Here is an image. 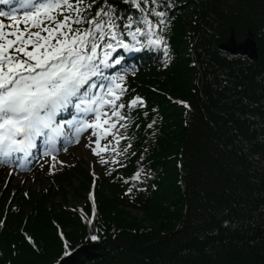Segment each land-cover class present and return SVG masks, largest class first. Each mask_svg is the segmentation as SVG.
Returning <instances> with one entry per match:
<instances>
[{"label": "trees", "instance_id": "16d2710c", "mask_svg": "<svg viewBox=\"0 0 264 264\" xmlns=\"http://www.w3.org/2000/svg\"><path fill=\"white\" fill-rule=\"evenodd\" d=\"M105 4L126 43L145 18L166 43L133 40L98 173L46 162L29 189L0 177V264H57L83 245L96 255L77 264H264V0H95L85 16ZM232 31L252 34L255 60L219 49Z\"/></svg>", "mask_w": 264, "mask_h": 264}, {"label": "snow or ice", "instance_id": "6c2138e0", "mask_svg": "<svg viewBox=\"0 0 264 264\" xmlns=\"http://www.w3.org/2000/svg\"><path fill=\"white\" fill-rule=\"evenodd\" d=\"M140 2L132 0L137 8ZM0 3L10 4L12 0ZM94 3L95 0L89 4L85 0H23V7L33 9L25 12L23 28L16 23L0 22V163H5L14 152L27 155L34 146V138L45 132L54 149L57 137L64 133V126L57 124L55 117L69 106H74L78 113L94 115L91 122H69L68 127H74V136L66 137L69 144L79 143L80 135L88 129L94 130V136L96 129L115 136L110 129L116 127V121L125 119L120 112L125 105L116 103L126 91L122 86L124 76L108 78L104 72L121 64L122 58L114 55L118 48L140 49L131 48L120 38L111 6L105 4L91 18L86 17ZM149 15L161 18L156 28L163 31L160 26L165 23L164 13L153 10ZM0 17L17 20L13 13L0 12ZM141 23L147 25V33L140 27L132 31L131 20L124 25L132 40L140 43L137 37L147 35L149 46L159 48L166 43L153 30L150 20L145 18ZM6 28L9 30L5 31ZM163 51L167 56L166 47ZM94 78L109 82L97 85ZM97 88L102 91H94ZM138 103L142 105L143 101L134 99L128 107ZM99 139L97 147L92 148L96 156L107 150V146H99ZM101 163L107 161L101 159ZM91 239L95 241L97 237Z\"/></svg>", "mask_w": 264, "mask_h": 264}, {"label": "rangeland", "instance_id": "374dc122", "mask_svg": "<svg viewBox=\"0 0 264 264\" xmlns=\"http://www.w3.org/2000/svg\"><path fill=\"white\" fill-rule=\"evenodd\" d=\"M125 1V0H124ZM66 131V130H65ZM94 130H86L84 131L80 137H79V143H76L75 141H73L71 144L66 142V137L67 138H72L74 136V129L71 130V132H65L64 134V138H63V142L62 143H66V147H61L59 148V155L57 157V159L59 161H61V163H67V164H71L73 161H79L82 162L83 164L85 163L86 165H89L91 167V165L93 166V169H95L96 172H98L97 166L94 163V155L92 154V148H96L97 144H96V140L97 137L100 138L99 133L96 132V135H92ZM90 138L91 141H90ZM101 139V138H100ZM99 139V141H100ZM100 144V143H99ZM65 148L67 149L65 151ZM40 162H45L43 161V159H40L38 161H36L31 167L30 169L27 171H21L18 172V169H7V170H2V172L4 173V176L0 175L1 178L5 179L6 181H9V183L11 184H16L18 181H20L21 183H23L25 188H30L33 187L35 188L37 185H39L40 182H34L32 181V179H30V173L33 171L32 168L37 167ZM41 184V183H40ZM68 199V202L70 205L74 206L75 204L78 206L80 203H82V200L77 196V195H73V199ZM140 217V216H139Z\"/></svg>", "mask_w": 264, "mask_h": 264}, {"label": "water", "instance_id": "95a60500", "mask_svg": "<svg viewBox=\"0 0 264 264\" xmlns=\"http://www.w3.org/2000/svg\"><path fill=\"white\" fill-rule=\"evenodd\" d=\"M229 40L219 46L220 50H224L228 52L229 54H237L241 53L243 55H246L250 60H254L257 57V51L255 41L252 38V35L249 33L246 40L243 41V43H237L234 39V33L232 32ZM88 252V248L82 247L77 250V252L73 253L71 256L67 257L66 259H63L60 261L59 264H75L78 261L77 255L82 252Z\"/></svg>", "mask_w": 264, "mask_h": 264}, {"label": "bare ground", "instance_id": "6f19581e", "mask_svg": "<svg viewBox=\"0 0 264 264\" xmlns=\"http://www.w3.org/2000/svg\"><path fill=\"white\" fill-rule=\"evenodd\" d=\"M96 254L95 253H93V254H91L89 257H92V256H95Z\"/></svg>", "mask_w": 264, "mask_h": 264}]
</instances>
